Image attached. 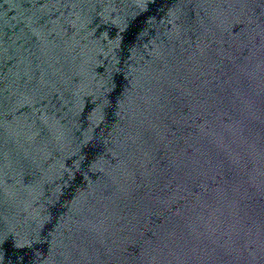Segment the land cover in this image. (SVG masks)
<instances>
[{
    "label": "water",
    "instance_id": "obj_1",
    "mask_svg": "<svg viewBox=\"0 0 264 264\" xmlns=\"http://www.w3.org/2000/svg\"><path fill=\"white\" fill-rule=\"evenodd\" d=\"M0 264H264V0H0Z\"/></svg>",
    "mask_w": 264,
    "mask_h": 264
}]
</instances>
